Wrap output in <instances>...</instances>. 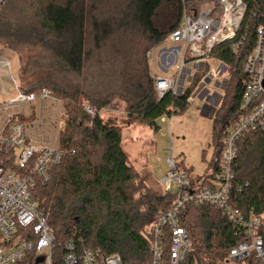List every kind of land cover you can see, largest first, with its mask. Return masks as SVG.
Wrapping results in <instances>:
<instances>
[{
  "label": "trees",
  "instance_id": "16d2710c",
  "mask_svg": "<svg viewBox=\"0 0 264 264\" xmlns=\"http://www.w3.org/2000/svg\"><path fill=\"white\" fill-rule=\"evenodd\" d=\"M245 2L237 36L212 54L228 65L229 86L212 117L214 158L205 174L191 175L201 186L217 179L225 131L244 113V63L255 45L264 0ZM206 3L217 0H6L1 6L0 46L20 58L21 90L39 94L48 89L67 110L60 146L69 153L51 167L50 179H39L33 190L58 240L73 238L78 248L118 253L125 263L151 260L150 229L176 192H153L123 149L122 126L103 112L122 107L128 124L155 131L165 113L185 112L190 91L180 98L172 93L158 98L149 55L180 26L186 9ZM29 50L36 53L26 54ZM41 71L50 74L40 76ZM84 101L98 111L91 121ZM237 147L231 203L245 213H262L264 131L247 132ZM1 158L15 168V154L2 150ZM237 185H243L242 192ZM181 220L193 241L190 262L217 263L240 242L236 228L216 207L187 204Z\"/></svg>",
  "mask_w": 264,
  "mask_h": 264
},
{
  "label": "built area",
  "instance_id": "2783aa9c",
  "mask_svg": "<svg viewBox=\"0 0 264 264\" xmlns=\"http://www.w3.org/2000/svg\"><path fill=\"white\" fill-rule=\"evenodd\" d=\"M5 1L0 0V8ZM247 8L245 0H217V4L206 3L184 11L180 26L167 38L176 46L165 51L161 66L167 71L172 64L181 63L170 78L153 74L158 98L168 93L180 98L190 91L188 103L206 98L213 117L222 97L216 92L210 94L206 87L228 72V65L212 54L217 45L237 36ZM262 18L255 45L244 63V113L225 131L217 179L211 186L193 183L189 172L180 170L173 157L168 159L170 170L162 183L165 191H170L173 184L178 190L171 206L157 216L150 229L151 260L146 264H209L189 261L193 241L182 225L181 214L190 203L218 208L238 232L240 242L213 264H264V212L245 213L231 203L237 143L249 131H264V12ZM242 42L243 39L236 41L233 47L238 48ZM214 59L221 62L217 68L212 64ZM3 66L9 67L18 96L0 104V264H135L125 263L118 253L105 255L100 250L78 248L73 238L65 241L56 238L49 215L33 197V190L39 179H50L51 167L59 164L69 151L60 146L59 140L55 141L52 133H44L46 121L22 120L21 116L32 114L26 115L15 108L47 98L62 101L48 89L39 94L21 90L10 60L0 58V76ZM198 74L202 77L194 86ZM227 80L216 81L215 85L221 87ZM84 110L90 121L98 112L89 102L84 103ZM172 116L175 115L165 113L160 119L167 122ZM63 125L64 120L59 125L61 130ZM2 150L15 154V168L3 163ZM236 190L242 192L243 185H237ZM58 249L62 251L55 254Z\"/></svg>",
  "mask_w": 264,
  "mask_h": 264
},
{
  "label": "rangeland",
  "instance_id": "374dc122",
  "mask_svg": "<svg viewBox=\"0 0 264 264\" xmlns=\"http://www.w3.org/2000/svg\"><path fill=\"white\" fill-rule=\"evenodd\" d=\"M175 46V43L166 40L151 51L149 57L153 73L163 78H170L177 73L181 62L172 64L167 71L161 66L165 51L171 50ZM29 53L35 54L36 51L29 50L26 52V54ZM0 58L10 60L13 76L19 82V56L5 51L0 46ZM212 64L217 68L221 62L214 59ZM39 74L40 76H48L50 73L41 71ZM224 79H228L225 85L221 87L215 85L216 81ZM216 81H213L206 88L210 94L216 92L223 97L224 91L229 86L228 72H225ZM17 96L18 91L10 75V69L8 66H3L0 76V104L12 101ZM61 101L60 103L47 98L45 101L37 100L32 104H21L15 109L18 112H24L26 115L32 114L38 122L46 121L47 125L43 128L44 133L46 135L52 133L55 141L58 142L59 140L60 142V134L65 128L67 119V110L64 101ZM207 102L206 98H196L189 104L184 113L172 116L167 122L160 119L158 131L138 123L128 124L127 113L122 107L103 113L106 118H112L116 124L122 126L123 149L127 153L130 163L153 192L157 194L165 192L162 180L170 170L168 161L170 157L174 158L180 170H184L183 164L186 168H191V175L195 177L205 173V170L208 169L214 158L215 146L213 143V118L203 113ZM85 114L87 116V113ZM88 119L85 118V124L89 122ZM62 120H64V125L61 130L59 125ZM177 190L178 186L173 184L171 191L175 193Z\"/></svg>",
  "mask_w": 264,
  "mask_h": 264
},
{
  "label": "crops",
  "instance_id": "0c3cea01",
  "mask_svg": "<svg viewBox=\"0 0 264 264\" xmlns=\"http://www.w3.org/2000/svg\"><path fill=\"white\" fill-rule=\"evenodd\" d=\"M153 74H155V73H153ZM203 113H204V114H207L210 118H212L211 110H210V108L208 107L207 104L204 106ZM206 171H207V170H205V172H206ZM203 174H205V173H203ZM203 174H200V175H203Z\"/></svg>",
  "mask_w": 264,
  "mask_h": 264
}]
</instances>
